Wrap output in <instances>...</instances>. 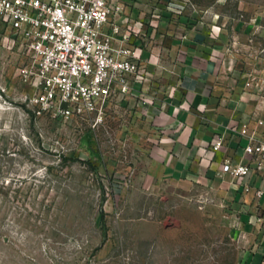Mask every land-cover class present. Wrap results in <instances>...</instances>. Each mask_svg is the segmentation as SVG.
Returning <instances> with one entry per match:
<instances>
[{"label": "rangeland", "instance_id": "obj_1", "mask_svg": "<svg viewBox=\"0 0 264 264\" xmlns=\"http://www.w3.org/2000/svg\"><path fill=\"white\" fill-rule=\"evenodd\" d=\"M152 1L137 14L153 17ZM190 2L209 21L264 23V0ZM251 42L245 53L264 65V37ZM27 64L0 26V264H243L245 237L219 193L154 173L138 104L100 120L37 114Z\"/></svg>", "mask_w": 264, "mask_h": 264}, {"label": "crops", "instance_id": "obj_2", "mask_svg": "<svg viewBox=\"0 0 264 264\" xmlns=\"http://www.w3.org/2000/svg\"><path fill=\"white\" fill-rule=\"evenodd\" d=\"M186 10L153 16L156 26L139 40L154 74V99L135 108L154 135L151 164L162 179L219 193L245 237L242 263L264 264V173L237 177L223 169L226 159L249 161L250 134L264 139V65L245 53L251 39L264 37V23L256 16L229 25Z\"/></svg>", "mask_w": 264, "mask_h": 264}, {"label": "built area", "instance_id": "obj_3", "mask_svg": "<svg viewBox=\"0 0 264 264\" xmlns=\"http://www.w3.org/2000/svg\"><path fill=\"white\" fill-rule=\"evenodd\" d=\"M153 16L177 13L190 0H153ZM138 0H0L7 45L24 53V75L37 114L63 120H100L113 104H147L153 72L143 45L153 17H134ZM153 57V54H152ZM245 132L246 129H243ZM223 140L213 145L219 149ZM247 163L226 159L234 176L264 173V139L249 135ZM248 188V185H246ZM261 192V190H260Z\"/></svg>", "mask_w": 264, "mask_h": 264}]
</instances>
